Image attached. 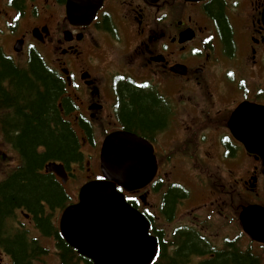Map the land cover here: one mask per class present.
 I'll return each mask as SVG.
<instances>
[{
    "label": "flooded vegetation",
    "instance_id": "flooded-vegetation-1",
    "mask_svg": "<svg viewBox=\"0 0 264 264\" xmlns=\"http://www.w3.org/2000/svg\"><path fill=\"white\" fill-rule=\"evenodd\" d=\"M66 2L43 0L31 11L27 0H0L3 61L24 71L18 57L29 62L34 53L47 51L53 75L63 85L58 114L73 134L82 137L77 141L78 159H86L84 165L76 160L64 163L65 184L46 174L44 164L40 173L53 179L64 199L53 208L43 202L42 215L24 206L14 208L13 231L23 235L33 229L43 234L47 240L27 243H48L59 250V261L67 264L62 248L72 239L63 236L58 225L65 210L80 201L76 171L84 173L87 182L97 179L104 140L122 133L153 147L157 166L153 182L125 195L147 217L151 230L157 229L158 238L165 235L158 222L165 221L172 229L166 250L169 259H176L182 250L176 243L180 231L193 233L195 240L190 245L196 252H190L185 264H202L214 261L220 252L240 251L235 241L207 243L201 227H206L209 214L217 215L237 230L234 237H240L241 199L264 207V157L250 153L245 144L254 131L252 122L264 118V0H105L84 25L68 21ZM36 28L45 31L36 36L32 32ZM20 41L22 48L16 51ZM8 84L9 78L2 81L9 91ZM198 88L205 93L201 102L193 97ZM137 97L146 99L161 118L151 131L128 122ZM68 116L74 121L67 122ZM10 146L18 161L14 168L20 170L22 154ZM250 149L258 146L250 143ZM171 194L177 201L169 216L163 209ZM197 195L201 203L192 221L200 230L178 224V208ZM42 219L50 228L47 232ZM9 260L14 264L12 256ZM74 260L66 259L69 264Z\"/></svg>",
    "mask_w": 264,
    "mask_h": 264
},
{
    "label": "trees",
    "instance_id": "trees-1",
    "mask_svg": "<svg viewBox=\"0 0 264 264\" xmlns=\"http://www.w3.org/2000/svg\"><path fill=\"white\" fill-rule=\"evenodd\" d=\"M6 78L10 82L9 91L2 86ZM62 88V83L36 57L32 59L28 71H19L4 62L0 55V111L12 109L10 116L7 113L0 116V124L7 141L21 152L24 161L20 170L11 173L8 179L0 180V245L13 257L14 264H33L43 252L38 243H27L34 239L26 234L15 236L12 233V226L8 224L12 220L13 209L24 206L42 215L43 202L52 208L59 204L64 199L62 192L51 177L42 175L40 171L52 159L64 162L78 159L77 140L58 114L57 99ZM135 104V110L129 113L130 125L151 131L161 122L154 109L147 105L146 99L137 97ZM42 147L44 151L39 152ZM176 201V195L167 196L163 211L169 215ZM41 221L47 232L50 229L47 221ZM192 234L180 231L176 243H180L182 250L177 257L174 256V260L166 255L167 245L164 246L163 259L167 262L162 261V264H185L190 252H196L190 245L195 241ZM159 239L160 243H170L164 237ZM63 246L64 260L69 264L66 259L71 256L70 250L65 243ZM217 256L214 261L202 264H259L251 253L238 249L230 254L220 252Z\"/></svg>",
    "mask_w": 264,
    "mask_h": 264
},
{
    "label": "water",
    "instance_id": "water-1",
    "mask_svg": "<svg viewBox=\"0 0 264 264\" xmlns=\"http://www.w3.org/2000/svg\"><path fill=\"white\" fill-rule=\"evenodd\" d=\"M97 2L101 4V0ZM79 5L78 0H69L68 13L75 16ZM138 141L135 137H127L120 146L109 141L104 147L103 171L105 176L114 183L98 182L87 186L82 190L81 204L68 211L67 224L71 227L70 232H78L77 228H79L80 251L91 257L95 264H149L155 256L156 240L149 235L148 223L126 203L124 196L116 190V185L131 191L144 187L150 181L148 174L151 168L147 167L151 166L150 158L147 156L145 158L143 146ZM132 152L136 155L131 154ZM128 155L136 157L130 159ZM117 156L127 157L128 162L125 163L126 161ZM144 160L146 162L143 164ZM126 164L130 166L127 167ZM259 214L255 208H250L242 214L241 219L247 233L253 238H259L261 234L260 240L264 241V225L257 221ZM74 216L77 219L76 224H73ZM104 232L115 235L123 232L132 236L134 243L147 244L143 249L139 248V244L132 249L129 246L117 244L102 248L96 247V243L82 242L85 238L95 240L99 233L104 234ZM124 240L127 238L124 237Z\"/></svg>",
    "mask_w": 264,
    "mask_h": 264
},
{
    "label": "rangeland",
    "instance_id": "rangeland-1",
    "mask_svg": "<svg viewBox=\"0 0 264 264\" xmlns=\"http://www.w3.org/2000/svg\"><path fill=\"white\" fill-rule=\"evenodd\" d=\"M43 3V0H39V4ZM41 4L39 7H41ZM23 28L26 27V25L22 26ZM40 52V51H39ZM39 53H34V57H36L38 60L41 61V63L44 65L45 69L47 67L45 66V63L52 67L53 65L50 63L52 61V58L48 56V53L46 50H42V52ZM26 57L23 56L22 58L18 57V64L21 67V69H24V67H28V61H25ZM27 62V65H26ZM31 62L29 63V66H31ZM10 88V87H9ZM187 94V93H186ZM194 101L196 102H201L204 97L205 93L202 88H198V91L194 94ZM8 114V113H7ZM10 116V114H8ZM3 135L2 131L0 132V178L4 179L6 176L9 175L13 167L18 163L17 161V156L13 152V149L11 148L10 145H8L4 140H3ZM84 178V177H83ZM190 181V180H189ZM192 183V182H191ZM194 184V183H192ZM195 185V184H194ZM208 188L207 190L204 191V193L200 194V198H203L206 195V192H209ZM195 197V196H194ZM189 198L181 207L178 208V224L182 223L184 226L185 225H190L197 227L200 230V226H195L196 223H194L192 220H194V216L197 214V206L200 205L201 201L199 199V196L197 195L196 198ZM214 198V197H213ZM245 199H241V204H249L250 202ZM207 213V212H206ZM204 213L203 215H206ZM221 218L217 215H208V221L206 222V227L208 230L206 231V227L202 226L201 229L203 230L204 233L202 235L206 236L208 238L207 243H232V242H237V243H250L248 239H245L243 237H234L237 235L238 232L234 228L229 225L227 226L226 221L221 222ZM163 222V223H162ZM160 223V228L163 229L165 232L166 240L169 239L171 236L167 231H169V227L164 223V221L158 222ZM34 230L32 229V232ZM218 232V233H217ZM242 230L240 228L239 233H241ZM34 236H38V233L34 232ZM48 264H57L58 260L52 258L51 255L47 259Z\"/></svg>",
    "mask_w": 264,
    "mask_h": 264
},
{
    "label": "bare ground",
    "instance_id": "bare-ground-1",
    "mask_svg": "<svg viewBox=\"0 0 264 264\" xmlns=\"http://www.w3.org/2000/svg\"><path fill=\"white\" fill-rule=\"evenodd\" d=\"M53 74V73H52Z\"/></svg>",
    "mask_w": 264,
    "mask_h": 264
}]
</instances>
